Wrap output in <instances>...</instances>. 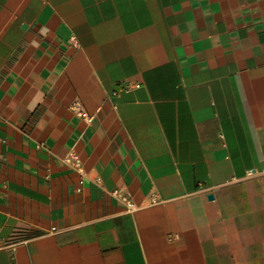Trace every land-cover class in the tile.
I'll use <instances>...</instances> for the list:
<instances>
[{"label":"crops","instance_id":"0c3cea01","mask_svg":"<svg viewBox=\"0 0 264 264\" xmlns=\"http://www.w3.org/2000/svg\"><path fill=\"white\" fill-rule=\"evenodd\" d=\"M0 264H264V0H0Z\"/></svg>","mask_w":264,"mask_h":264},{"label":"built area","instance_id":"2783aa9c","mask_svg":"<svg viewBox=\"0 0 264 264\" xmlns=\"http://www.w3.org/2000/svg\"><path fill=\"white\" fill-rule=\"evenodd\" d=\"M72 43L73 45L77 46V43L75 41H72ZM139 87H140L139 84H132V85L129 84L128 86V88H139ZM71 109L78 117L82 118L87 123L92 122L93 118L82 108L79 102L74 103ZM65 163L71 165L79 172L82 171L81 165L77 157L72 153L69 154L68 157L65 159ZM111 195L113 198L119 201L126 208V211L129 213H132L138 210L139 208H147L159 203V198L156 195H151L146 201L142 203L141 206H137L128 195H125L120 191H113ZM53 231H55V229H53Z\"/></svg>","mask_w":264,"mask_h":264}]
</instances>
